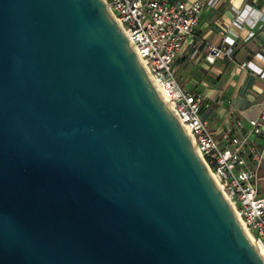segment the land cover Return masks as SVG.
Wrapping results in <instances>:
<instances>
[{
    "label": "water",
    "instance_id": "95a60500",
    "mask_svg": "<svg viewBox=\"0 0 264 264\" xmlns=\"http://www.w3.org/2000/svg\"><path fill=\"white\" fill-rule=\"evenodd\" d=\"M0 264H264L101 0H0Z\"/></svg>",
    "mask_w": 264,
    "mask_h": 264
},
{
    "label": "built area",
    "instance_id": "2783aa9c",
    "mask_svg": "<svg viewBox=\"0 0 264 264\" xmlns=\"http://www.w3.org/2000/svg\"><path fill=\"white\" fill-rule=\"evenodd\" d=\"M222 0H102L128 40L137 59L144 64L149 77L160 87L171 113L180 126L189 131L191 144L202 164L220 186L232 207L235 217L250 233L252 242L264 256V199L253 185L262 154L249 142V135H264V106L245 115L249 133L238 131L223 135L221 147L209 134L201 112L206 107L199 96L185 91L175 79L174 62L182 51L186 38L197 29L201 14L206 8H215ZM231 26L241 29L250 24V14L235 11ZM264 23V14L259 18ZM229 47L209 46L206 60L213 63L222 55L229 56L232 40L226 37ZM244 67L249 65L244 64ZM264 76V72H259Z\"/></svg>",
    "mask_w": 264,
    "mask_h": 264
},
{
    "label": "crops",
    "instance_id": "0c3cea01",
    "mask_svg": "<svg viewBox=\"0 0 264 264\" xmlns=\"http://www.w3.org/2000/svg\"><path fill=\"white\" fill-rule=\"evenodd\" d=\"M184 1L187 5L195 0ZM235 11L250 14L251 23L241 29L231 23ZM264 0H222L215 8L203 10L199 25L192 36L185 39L182 51L174 62L175 79L187 92L199 96L206 107L200 116L212 138L225 146L226 132H250L245 115L264 106ZM232 53L222 55L213 63L206 60L209 46L229 47ZM249 65L244 67L243 65ZM264 126V119L262 120ZM250 144L262 154L253 185L264 199V135H249Z\"/></svg>",
    "mask_w": 264,
    "mask_h": 264
},
{
    "label": "bare ground",
    "instance_id": "6f19581e",
    "mask_svg": "<svg viewBox=\"0 0 264 264\" xmlns=\"http://www.w3.org/2000/svg\"><path fill=\"white\" fill-rule=\"evenodd\" d=\"M101 1H102V0H101ZM107 11H108V10H107ZM109 14H110V13H109ZM111 17H112V16H111ZM116 24H117L118 27L120 28V26H119V24H118L117 22H116ZM120 30H121V28H120ZM121 32H122V30H121ZM123 35H124V34H123ZM127 41H128V40H127ZM128 43H129V42H128ZM139 63H140V65H141L143 71L145 72L146 76L148 77V79H149V81H150V83H151V85H152L154 91L156 92V94L158 95V97L161 99V101L167 106V108H168V109L170 110V112H171V108L167 105V101H166L165 97L163 96L160 87L157 85V83H156L154 80H152V79L149 77V75H148V71H147L146 67L144 66V64H143L142 62H140V61H139ZM182 129H183L184 133L186 134V136L188 137L189 141H191V137H190V134H189V131L187 130V128L184 127V126H182ZM210 177L212 178V181L214 182V184H215V186L217 187L218 191L220 192V194L222 195V197L224 198V200L226 201V203L229 205V207H230L231 210H232V207H231V205L229 204L228 200H227V199L224 197V195L222 194V192H221V190H220V186L218 185L217 181L215 180V178H214L212 175H210ZM232 212H233V211H232ZM236 219H237V218H236ZM237 221H238V224H239V226H240V228H241V230H242V232H243L245 238L247 239V241L250 243V245L253 247V249L258 253V255L261 257V259L264 261V256H263V254L261 253L260 249H259L256 245L253 244L252 239H251V236H250V233H249V231L247 230V228H245L244 225H243L238 219H237Z\"/></svg>",
    "mask_w": 264,
    "mask_h": 264
}]
</instances>
